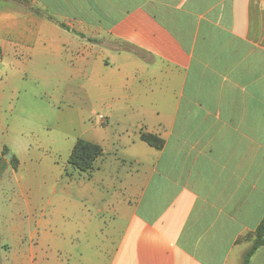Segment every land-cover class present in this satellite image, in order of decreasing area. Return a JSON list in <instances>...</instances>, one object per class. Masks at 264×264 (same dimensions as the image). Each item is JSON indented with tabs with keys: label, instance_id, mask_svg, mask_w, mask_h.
Instances as JSON below:
<instances>
[{
	"label": "crops",
	"instance_id": "1",
	"mask_svg": "<svg viewBox=\"0 0 264 264\" xmlns=\"http://www.w3.org/2000/svg\"><path fill=\"white\" fill-rule=\"evenodd\" d=\"M5 59L104 117L56 233L4 246L15 264H241L264 215V0H0Z\"/></svg>",
	"mask_w": 264,
	"mask_h": 264
},
{
	"label": "rangeland",
	"instance_id": "2",
	"mask_svg": "<svg viewBox=\"0 0 264 264\" xmlns=\"http://www.w3.org/2000/svg\"><path fill=\"white\" fill-rule=\"evenodd\" d=\"M20 61L25 66L0 62V148L19 160L16 171L9 164L0 171V264L17 260L4 246L36 249L42 230L56 233L54 193L84 174L70 167L71 150L77 139L98 140L103 131L97 107L52 98Z\"/></svg>",
	"mask_w": 264,
	"mask_h": 264
},
{
	"label": "trees",
	"instance_id": "3",
	"mask_svg": "<svg viewBox=\"0 0 264 264\" xmlns=\"http://www.w3.org/2000/svg\"><path fill=\"white\" fill-rule=\"evenodd\" d=\"M34 11L38 12V10ZM140 140L156 150H161L164 146V141L161 138L143 131L140 132ZM101 155L102 148L99 145L83 139H77L69 155L68 163L75 170L89 173L93 169L94 162ZM7 156H9L8 160L6 159ZM3 160H6V163ZM0 161H2L0 171H3L7 164L14 170L18 168L17 158L14 155H9L6 147L1 152ZM242 240H251V245L243 254L241 262V264H250V260L255 252L264 246V215L254 231L247 233L238 241Z\"/></svg>",
	"mask_w": 264,
	"mask_h": 264
},
{
	"label": "built area",
	"instance_id": "4",
	"mask_svg": "<svg viewBox=\"0 0 264 264\" xmlns=\"http://www.w3.org/2000/svg\"><path fill=\"white\" fill-rule=\"evenodd\" d=\"M98 118H99V120H100L101 123L104 122V117L103 116L100 115Z\"/></svg>",
	"mask_w": 264,
	"mask_h": 264
},
{
	"label": "water",
	"instance_id": "5",
	"mask_svg": "<svg viewBox=\"0 0 264 264\" xmlns=\"http://www.w3.org/2000/svg\"><path fill=\"white\" fill-rule=\"evenodd\" d=\"M7 157H9V156H7Z\"/></svg>",
	"mask_w": 264,
	"mask_h": 264
}]
</instances>
